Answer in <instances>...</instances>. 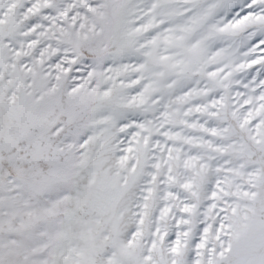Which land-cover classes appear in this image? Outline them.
I'll return each instance as SVG.
<instances>
[{"label":"snow or ice","instance_id":"6c2138e0","mask_svg":"<svg viewBox=\"0 0 264 264\" xmlns=\"http://www.w3.org/2000/svg\"><path fill=\"white\" fill-rule=\"evenodd\" d=\"M0 264H264V0H0Z\"/></svg>","mask_w":264,"mask_h":264}]
</instances>
